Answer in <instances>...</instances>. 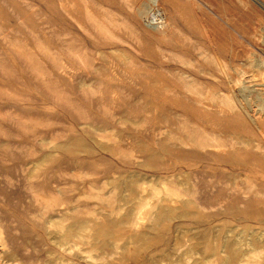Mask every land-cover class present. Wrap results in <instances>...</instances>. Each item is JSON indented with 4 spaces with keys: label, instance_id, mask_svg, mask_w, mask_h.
I'll use <instances>...</instances> for the list:
<instances>
[{
    "label": "rangeland",
    "instance_id": "1",
    "mask_svg": "<svg viewBox=\"0 0 264 264\" xmlns=\"http://www.w3.org/2000/svg\"><path fill=\"white\" fill-rule=\"evenodd\" d=\"M153 7L0 0V264H98L106 238L64 242L83 218L66 211L98 208L112 239L142 202L134 231L183 246L170 264H227L229 243L264 264V0ZM30 187L61 205L44 215Z\"/></svg>",
    "mask_w": 264,
    "mask_h": 264
},
{
    "label": "bare ground",
    "instance_id": "2",
    "mask_svg": "<svg viewBox=\"0 0 264 264\" xmlns=\"http://www.w3.org/2000/svg\"><path fill=\"white\" fill-rule=\"evenodd\" d=\"M152 1L154 3V7L152 8L154 10L153 11L154 12V18L155 17H156V19L158 17L164 18V16H163L164 14L163 15L161 13L159 14V9L158 10L156 9V6H158L159 0H152ZM215 144L217 145L218 143H215ZM34 188H36V187H30V190H31V193H32V197H33L32 200L34 201V203H37L38 204L37 206L40 208V210L42 211V213L44 215L55 211L58 208V206L61 205L62 201H59L58 199L53 198V197H48V196L42 195L39 190L34 189ZM128 189L131 192H133L136 196H138V195L140 197L143 196L142 191H140L139 188L137 186H134L133 184H131ZM116 194H117V192H116ZM174 194L179 195L177 189H175V190L173 189V193L171 195H174ZM97 196L100 197V194L98 192H97ZM170 205H172V204H170ZM174 205H176V204H174ZM201 205L204 208L210 207L209 205H205V203H201ZM145 207H146V203L145 202H142L140 204V206L138 208H136V210H133L131 212V214L128 213L125 216L124 219L121 220L119 218L120 220H118L119 221L118 223L120 225L122 224L123 227H126L128 229V231L122 232L118 236L113 237L112 239L110 238L112 236L109 235V234H107V233H105L104 230L99 225V221L98 220L101 218L100 214L102 212L98 208H91V207L83 206V207H77V208H73V209L72 208L71 209H68V211H66L67 212L66 214H69V215L75 217L76 220H77L78 217H83V218H82L81 221H76V223L74 224V226H72L69 229V232H67L63 236V241L66 242V243L67 242L70 243V242L73 241L75 244L78 245L80 243H83L86 239H87V241H86L87 243H89V239L98 240V241L100 240L99 241V243H100L102 241L101 240L102 238H106V240H104L99 246H97V247H93L92 246V247L89 248V251H88L90 257L93 258V259H95V260H97L98 261V264H121V262L125 258L124 256H120L122 254L121 251H126V249L128 250L130 248L129 245L131 243H134L135 244V246H136L135 247V251L136 252H139V251L143 250L142 254H139L138 255V253H136V260H135L136 261V264L137 263L138 264H168L170 261H172L174 259V257H173V256H175V253L174 252H176V251H178L180 249L181 244L179 242H177V243L175 242L174 245H169L168 248H163V249L160 250L161 247H159V249H158L157 248L158 247L157 246V243L161 240V238H158V239L151 238L149 236L150 233H148L146 231L145 232L134 231V227H136L138 225L139 219L141 218V215L144 213L143 211H144ZM121 210H122V207H119V208L113 207L111 209V213H118V214L121 215V212H122ZM170 214H171V212H170L168 206H165V205L164 206H161L159 208V211H158L157 215H156V223L153 224V226H154L153 228H157V226L161 222L160 220L168 217ZM96 222H98L97 223V226H95L96 225ZM93 223L95 224L94 226H93ZM57 227L60 230H62V229H64L66 227V225L63 222H61V223L58 224ZM2 232L0 231V241H1L2 245H3V247H7L8 242L5 240L6 238L3 237L2 234H4V233H2ZM105 236H107L108 238L105 237ZM186 238H187V236H186ZM183 242H185V241H183ZM151 245H155L154 248H148ZM218 246H220V245H218ZM185 247H186V245H185ZM228 248H229V251H228L227 255L225 254L226 256H223V257L225 258L227 264H233L239 258V255H240L239 254V249H237L233 244H230V243L228 244L227 249ZM6 249H8V248H6ZM147 250H148V252H147ZM95 252H97L96 255L94 254ZM130 257H131V255H130ZM215 259H217V258L215 257ZM126 261H127V259H126ZM11 262H12V260H11Z\"/></svg>",
    "mask_w": 264,
    "mask_h": 264
},
{
    "label": "built area",
    "instance_id": "3",
    "mask_svg": "<svg viewBox=\"0 0 264 264\" xmlns=\"http://www.w3.org/2000/svg\"><path fill=\"white\" fill-rule=\"evenodd\" d=\"M156 20V19H155ZM163 21H161V19H159V21L157 22V20H156V23H158V24H161Z\"/></svg>",
    "mask_w": 264,
    "mask_h": 264
}]
</instances>
